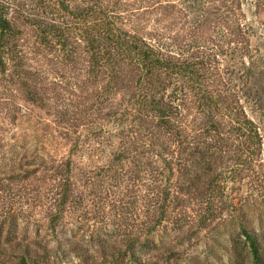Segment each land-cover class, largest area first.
I'll use <instances>...</instances> for the list:
<instances>
[{"label":"rangeland","instance_id":"1","mask_svg":"<svg viewBox=\"0 0 264 264\" xmlns=\"http://www.w3.org/2000/svg\"><path fill=\"white\" fill-rule=\"evenodd\" d=\"M0 1V264H264V0ZM121 30L194 65L166 124L90 63Z\"/></svg>","mask_w":264,"mask_h":264},{"label":"trees","instance_id":"2","mask_svg":"<svg viewBox=\"0 0 264 264\" xmlns=\"http://www.w3.org/2000/svg\"><path fill=\"white\" fill-rule=\"evenodd\" d=\"M4 4L0 1V65L2 66V54L8 44V39L12 36V26L5 15ZM92 12V11H88ZM48 32H54L56 36H64L63 27L51 23ZM95 39H88V46L90 52V63L96 70L107 65L105 69L111 71L116 69L118 65L126 61L137 75L136 90L138 94V108L133 112L135 116H140L143 111H151L154 115L160 118L161 122L166 124L168 119L174 114L170 106L163 105L162 100L154 97H149L148 90L152 89L154 82L159 80L158 75L160 71L169 73H177L186 75L191 79V73H196L194 65L187 63H179L178 61H171L170 58L152 47L144 39H141L136 34H130L127 31L121 30L116 34H107V42L104 47L97 46ZM65 44L63 43V46ZM116 51L117 57H114L112 51ZM91 67V68H93ZM94 69V68H93ZM188 72V74L186 73ZM96 73H98L96 71ZM161 84V82L159 83ZM156 85V84H155ZM156 87H153V90ZM137 100V99H136ZM135 112L138 114H135ZM163 120V121H162ZM244 236L249 242L253 257L256 261L259 260V246L256 239L244 229Z\"/></svg>","mask_w":264,"mask_h":264}]
</instances>
